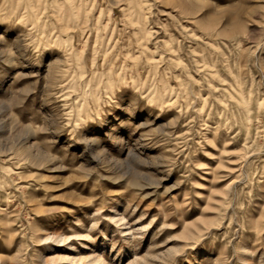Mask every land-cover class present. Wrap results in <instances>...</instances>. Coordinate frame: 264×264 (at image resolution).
Here are the masks:
<instances>
[{
  "label": "rangeland",
  "instance_id": "rangeland-1",
  "mask_svg": "<svg viewBox=\"0 0 264 264\" xmlns=\"http://www.w3.org/2000/svg\"><path fill=\"white\" fill-rule=\"evenodd\" d=\"M0 264H264V0H0Z\"/></svg>",
  "mask_w": 264,
  "mask_h": 264
},
{
  "label": "bare ground",
  "instance_id": "bare-ground-1",
  "mask_svg": "<svg viewBox=\"0 0 264 264\" xmlns=\"http://www.w3.org/2000/svg\"><path fill=\"white\" fill-rule=\"evenodd\" d=\"M136 10V9H135Z\"/></svg>",
  "mask_w": 264,
  "mask_h": 264
}]
</instances>
